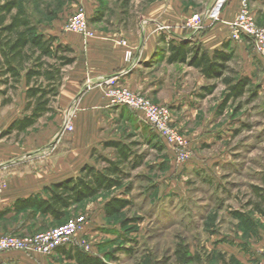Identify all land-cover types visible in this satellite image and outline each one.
Here are the masks:
<instances>
[{
    "label": "rangeland",
    "instance_id": "374dc122",
    "mask_svg": "<svg viewBox=\"0 0 264 264\" xmlns=\"http://www.w3.org/2000/svg\"><path fill=\"white\" fill-rule=\"evenodd\" d=\"M216 1L20 0L40 31L51 30L66 38L79 36L65 31L64 25L80 8L88 16L89 28L95 35L116 31L122 36L133 32L140 37L151 33L160 38L167 37L156 26L161 24L169 27L168 31L173 35H179L181 31L196 37L216 22L205 16ZM159 2L161 11L158 12L156 5ZM194 14L205 16L208 23L198 33L184 27ZM174 27L179 31L173 32ZM227 41L230 42L227 51L232 53L228 75L237 80L247 77L244 74L249 72L251 84L241 98L226 101L228 89L221 80L200 79L201 73L187 69V65H179L177 69L179 81L188 79L189 90H200L205 95L201 110L191 120L188 118L185 127L180 128L173 123L186 139L188 133L186 131V136L183 130L196 134L187 139L188 161L178 162L175 151L141 120L137 112L121 106L107 109L98 115L99 142L91 153L94 157H112L113 149L105 147L104 142L136 141L134 149L143 156V160L140 166L127 170L129 176L124 179V186H129L130 191L123 192L125 188L121 186L101 192L78 205L60 222L40 213L31 220H26L27 213L19 219L6 218L0 220V229H6L14 219H18L19 224L15 230L3 233L32 235L60 226L82 214L86 222L75 234L69 248H79L88 255L99 257L105 264H175L173 253L178 242L187 244L189 252L196 255L191 264L238 263L214 245L219 236H233L241 231V236L246 239L249 234H257L259 214L245 203L253 197V185L264 187V59L253 52L245 37ZM165 42H161L162 48L166 47ZM211 84L214 85L212 91H205L203 87ZM4 89L6 87L0 80L1 142L14 144L26 140L37 143L39 145L33 151L41 159L67 150L69 142L65 141V136L58 138L57 132L65 120L70 118L74 122L76 105L70 109L60 107L58 92L51 103L52 110L32 126L20 132L13 130L3 134L14 119L23 116L25 84L21 83L15 89L8 88L3 93ZM91 163L97 165L94 159ZM110 195L124 197L130 200V204L119 215L107 217L103 215L100 204ZM131 218L138 220L125 226L121 224L122 220ZM126 248L132 250L129 252ZM57 250L50 254L10 250L9 253L16 258L5 264H77L75 260L56 254ZM223 253L224 258L221 256Z\"/></svg>",
    "mask_w": 264,
    "mask_h": 264
},
{
    "label": "crops",
    "instance_id": "0c3cea01",
    "mask_svg": "<svg viewBox=\"0 0 264 264\" xmlns=\"http://www.w3.org/2000/svg\"><path fill=\"white\" fill-rule=\"evenodd\" d=\"M242 1L225 0L218 20L202 35L196 37H192V33L182 34L178 27H174L173 32L179 31V35L171 33L170 37L164 36L165 40L155 33L140 37L133 32L122 36L116 31H107L84 39L79 34L66 38L51 30L41 31L47 36H56L58 44L67 45L73 50L75 61L65 68L58 104L64 109L76 105L74 129L70 132L71 135L65 133L60 137L62 139L65 136V141L69 142L67 150L45 159H41L35 150L33 151L36 146L38 147L37 143L35 145L31 143L32 141L24 140L6 144L0 141V180L4 182L0 201V220L19 219L22 214L30 211L29 209L16 212L14 204L17 200L43 193L45 186L77 175L84 164L95 165L91 163V151L99 142L98 115L107 109L120 107L109 105L104 97L99 85L103 79L117 75L122 86L143 93L151 101L168 105L172 110L174 125L185 127L188 118L191 120L195 117V113L201 110V101L205 95L200 90H189L191 87L188 88V79L179 81L178 66L187 64L167 61V42L171 40L177 44L181 40L192 38L193 41L200 43L206 52L213 53L223 42L230 39L229 23L240 11ZM246 1L254 20L258 24H264V0ZM156 6L159 12L160 2ZM156 26L159 28L162 25ZM163 34L166 35L165 32ZM164 41L166 47L162 48L160 44ZM129 49L132 55L127 58L126 52ZM188 68L196 69L187 65ZM244 76L249 78V72ZM199 77L205 78L202 74ZM22 98L24 100V93ZM60 131L61 129L57 134ZM183 131L186 136L187 131L189 140L191 136L196 135L194 131L189 132L188 129ZM106 200L100 204L104 216L103 205ZM257 217L255 236L249 234V238L245 239L241 236V231L233 236H219L215 248L232 256L238 264H256L264 255V216ZM18 219H14L6 229L1 228L0 235L6 230H15L19 224ZM68 248L69 246L60 247L56 254L65 258L62 250ZM9 251L0 253V259L4 263H11L16 258Z\"/></svg>",
    "mask_w": 264,
    "mask_h": 264
},
{
    "label": "trees",
    "instance_id": "16d2710c",
    "mask_svg": "<svg viewBox=\"0 0 264 264\" xmlns=\"http://www.w3.org/2000/svg\"><path fill=\"white\" fill-rule=\"evenodd\" d=\"M56 42V36H47L39 30L37 22L20 0H0V80L6 89L25 84L23 116L14 119L3 134L13 130L23 131L52 110L51 103L58 95L64 67L75 61L73 50ZM228 43L223 42L219 49L210 54L200 43L191 39L181 40L177 44L170 40L167 42L166 59L192 66L207 79L221 80L228 89L225 100H235L244 96L251 81L247 77L234 80L228 75V64L232 58V53L227 51ZM203 88L211 92L214 85ZM136 144L133 140L104 142L105 147L113 149L112 157H94L92 152L91 158L97 165L84 164L77 175L45 186L43 193L17 200L14 210L30 209L26 220H31L36 213L48 215L56 222L66 219L69 212L86 200L124 186V179L129 176L127 170L142 164L143 156L134 149ZM124 188L123 192L130 191L129 186L125 185ZM252 192L253 197L245 205L264 216V187L253 185ZM129 204L130 200L124 197L110 195L104 202L103 211L107 217L117 216ZM137 220H122L121 224L125 226ZM125 250L130 252L132 249ZM62 252L66 259L75 260L77 264H105L99 257L88 255L76 247L63 249ZM173 256L175 264H191L196 258L184 242L176 243ZM221 256L224 258V254ZM230 259L234 260L232 256Z\"/></svg>",
    "mask_w": 264,
    "mask_h": 264
},
{
    "label": "built area",
    "instance_id": "2783aa9c",
    "mask_svg": "<svg viewBox=\"0 0 264 264\" xmlns=\"http://www.w3.org/2000/svg\"><path fill=\"white\" fill-rule=\"evenodd\" d=\"M225 0H217L215 5L209 10L207 19L217 21L220 9ZM199 14L192 15L185 23L186 29H191L193 33H198L208 26L205 19ZM231 28L230 39L238 41L241 37L249 40L253 52L264 59V24H258L250 11L246 0L242 1L240 11L236 17L229 23ZM160 30L166 33L167 37L171 36L168 31L169 27L161 26ZM65 31L75 32L84 39L94 36L93 30L89 28L88 17L85 11L80 8L75 11L66 21L64 25ZM132 55L131 50H127L126 57ZM102 88L103 95L109 105L128 107L134 112L140 114L158 137L168 146L171 147L176 154V159L180 163H184L190 158V151L187 147L186 137L173 125L172 110L166 104L155 103L147 96L138 91H133L122 86L118 81L117 75H111L99 83ZM74 129L71 119L64 121L58 138L65 133H70ZM4 182L0 180V201ZM86 222L85 216L77 215L66 223L38 232L32 235L20 236L16 234L0 235V253L9 250H26L34 251L41 254H50L63 246H70L75 234L80 231ZM0 264H5L0 259ZM256 264H264V255Z\"/></svg>",
    "mask_w": 264,
    "mask_h": 264
}]
</instances>
